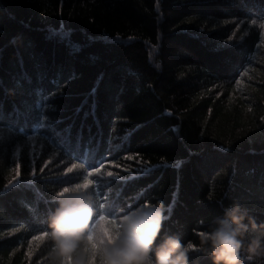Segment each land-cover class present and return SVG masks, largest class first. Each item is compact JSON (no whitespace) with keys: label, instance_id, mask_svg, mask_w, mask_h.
<instances>
[{"label":"trees","instance_id":"obj_1","mask_svg":"<svg viewBox=\"0 0 264 264\" xmlns=\"http://www.w3.org/2000/svg\"><path fill=\"white\" fill-rule=\"evenodd\" d=\"M261 21L264 0H0V264H49L53 192L82 178L98 220L163 201L193 243L232 200L264 222Z\"/></svg>","mask_w":264,"mask_h":264},{"label":"clouds","instance_id":"obj_2","mask_svg":"<svg viewBox=\"0 0 264 264\" xmlns=\"http://www.w3.org/2000/svg\"><path fill=\"white\" fill-rule=\"evenodd\" d=\"M53 202L43 230L51 244L49 264H188L192 251L209 256L212 264L264 257V222L239 200L223 204L214 227L198 233V243L165 230L163 201H137L98 220L94 182L88 178L55 189Z\"/></svg>","mask_w":264,"mask_h":264},{"label":"snow or ice","instance_id":"obj_3","mask_svg":"<svg viewBox=\"0 0 264 264\" xmlns=\"http://www.w3.org/2000/svg\"><path fill=\"white\" fill-rule=\"evenodd\" d=\"M253 23H255V21H253ZM260 27H261V28H264V21H261V23H260ZM3 115H4V113H3L2 109H0V118H2ZM191 154H198V153H191ZM17 165H19V164H17ZM17 165H16V169H17ZM19 167H20V165H19ZM10 183H11V182H10Z\"/></svg>","mask_w":264,"mask_h":264}]
</instances>
